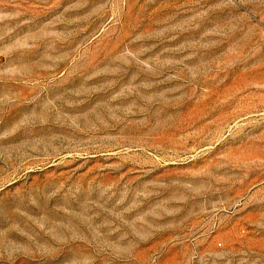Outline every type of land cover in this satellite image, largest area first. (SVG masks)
Returning <instances> with one entry per match:
<instances>
[{
	"label": "rangeland",
	"instance_id": "1",
	"mask_svg": "<svg viewBox=\"0 0 264 264\" xmlns=\"http://www.w3.org/2000/svg\"><path fill=\"white\" fill-rule=\"evenodd\" d=\"M0 264H264V0H0Z\"/></svg>",
	"mask_w": 264,
	"mask_h": 264
}]
</instances>
